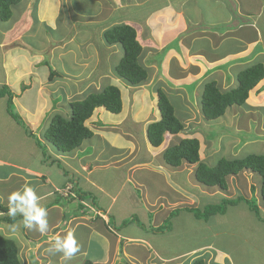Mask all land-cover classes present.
I'll return each instance as SVG.
<instances>
[{"label": "crops", "instance_id": "1", "mask_svg": "<svg viewBox=\"0 0 264 264\" xmlns=\"http://www.w3.org/2000/svg\"><path fill=\"white\" fill-rule=\"evenodd\" d=\"M96 2L98 10L83 18H90L87 21L96 26L100 39L92 34L88 36L89 32L79 36L81 31L76 28L70 32L80 22V14L74 13L72 26H68L65 34H57L63 0H26L25 6L19 3L14 7L9 20L5 23L0 20V92L9 89L0 95V203L7 206L9 193L29 185L47 210L49 223L47 232L41 234L19 224L22 222L19 214L14 223L4 221L8 211L0 209V233L17 237L21 264L76 261L80 264L88 261L91 264H193L201 257L207 264H234L232 253L219 243L225 228L218 227L217 221L212 222L213 216L195 224L194 213L185 210L192 224L179 234L176 243L166 240L173 234L172 227L156 233L136 230L124 233L117 225L130 216H137L139 221L143 218V224H149L154 216L152 226L158 228L179 207L202 208L212 203H206L209 197L234 198L238 191L247 197L252 185H256L255 172L243 170L228 178L227 189L207 186L195 177L197 164L185 162L179 167L172 166L166 162L164 153L185 137L200 140L201 159L205 162L220 153L225 154L223 157L242 153L243 142L227 131V126L221 124L224 130L220 129L216 138L211 135L213 123L220 119L237 132H256L257 138L253 141L264 144V95L261 99L257 97L264 94V78L250 91L244 105L229 107L231 120L224 115L214 121L206 120L202 92L199 97L200 87L203 91L207 82L215 80L223 90L230 89L237 85L242 68L257 62L264 64L259 61L264 58V0ZM110 9L115 12L112 16L108 13ZM206 11L215 12L217 17L207 16ZM34 14L48 30L40 46L31 39L37 19ZM122 23L137 28L143 44L141 61L150 69L147 84L128 85L115 74V66L112 69L109 64L110 53L117 49L105 40L104 31ZM102 54L106 56L107 66L102 63ZM156 54L158 60L153 58ZM100 66L107 70H99ZM171 83L174 87L169 86ZM107 84L120 87L122 112L115 114L104 107L97 108L87 122L94 136L68 153H60L46 143L48 156L45 157L35 139L8 109L10 93L12 107L22 123L39 137L38 132L43 125L46 128L55 113L70 116L71 101ZM159 88L166 92L185 127L176 135L166 134L163 143L154 146L147 129L162 116L158 106ZM255 106L262 115L255 114ZM39 138L45 142L42 135ZM78 186L91 193L101 208L92 207L88 197L82 200L88 207L80 209V198L72 200L74 191L72 196L68 195ZM255 195L261 206L257 185ZM111 216L114 226L109 224ZM9 225L17 226L14 235L10 236ZM67 231H73L80 250L65 261L61 253L50 252L49 248L55 236H63ZM196 234L200 237L194 238ZM204 236L207 240L201 241L205 240ZM213 236L214 242L210 239ZM210 258L219 262H212Z\"/></svg>", "mask_w": 264, "mask_h": 264}, {"label": "trees", "instance_id": "2", "mask_svg": "<svg viewBox=\"0 0 264 264\" xmlns=\"http://www.w3.org/2000/svg\"><path fill=\"white\" fill-rule=\"evenodd\" d=\"M22 0H0V20L7 21L12 17L13 9ZM105 40L109 44H119L123 47V56L115 66V74L128 85L139 86L144 84L149 78V70L142 63L141 56L143 44L139 39L137 28L130 23L116 24L104 31ZM264 78V64L257 62L244 68L238 75L236 86L223 90L215 80H211L204 85L201 102L202 111L206 120L214 121L222 117L227 109L233 105H244L249 97V92L256 87ZM9 91L5 88L0 92L4 95ZM12 94L9 93L8 109L18 123L26 129L28 135L32 136L36 144L42 149L45 157L48 156L47 142H43L32 130L22 123L19 114L14 110ZM158 106L161 111V119L153 121L148 125L147 135L154 146L163 143L165 135H176L181 132L185 125L177 116L174 105L166 92L158 89ZM99 107L119 114L123 110L122 92L119 86L107 84L100 90L92 91L83 98L71 101V113L68 118L61 113H55L46 125V133L42 136L52 144L60 153H68L79 148L83 142L94 136V131L87 125V120ZM164 158L168 164L179 167L183 163L197 164L195 169L196 179L207 186H218L221 189L228 188V178L231 175L240 173L243 170H251L261 177L260 194L264 207V153H249L237 157H220L213 165L201 159L200 140L197 137L180 138L177 143L170 145ZM74 191L73 199H79V208L84 210L88 206L82 200L90 197L92 207L100 209L97 199L79 188L72 189L68 195ZM251 198L238 196L236 198L224 197L220 203H211L201 207H179L175 209L169 220L156 228V232L166 231L172 227L170 219L181 210L194 213L196 218L209 220L212 215L224 214L227 206L237 205L240 202L248 204L249 209L264 222V211L255 195V187L252 185ZM85 207V208H84ZM84 208V209H83ZM0 209L8 211L7 206L0 203ZM77 213H80L78 211ZM4 221L14 223L16 218L5 216ZM138 222L137 216H131L123 221V224ZM111 223V224H110ZM109 224L114 226V218L111 216ZM20 247L15 238L0 233V264H21L19 258ZM91 264V262H86ZM193 264H207L204 258H197Z\"/></svg>", "mask_w": 264, "mask_h": 264}, {"label": "rangeland", "instance_id": "3", "mask_svg": "<svg viewBox=\"0 0 264 264\" xmlns=\"http://www.w3.org/2000/svg\"><path fill=\"white\" fill-rule=\"evenodd\" d=\"M63 3L64 4L62 5L61 11H60L61 17H60V21H59L57 34H62V33L65 34L68 30V26L69 27L72 26L74 21L71 20V15L74 13V14H78V15L80 14V17H79L80 22L77 23L76 27L71 28L70 32H74V30L77 29V30L81 31L79 33V36H85L86 32H89L88 36L90 34H92L93 36H96L98 39H100V35H99V37H98V35H96L98 33L96 26L92 25L89 21H87L90 18H88L87 20L85 18H83V16H85V15L90 16L91 14H94L98 10L99 3L96 2V0H63ZM25 5H26V0H22L20 2V6H25ZM18 8H16L14 10V12H16V10ZM218 9H221V6H220V8L218 7ZM103 12H106V10H104ZM206 12L208 14L207 16H210L213 19L217 17V14L215 12H212V11H210V12L206 11ZM108 13L111 16L113 13L115 14V12L112 13V9H110V11H108ZM108 13H107V15H108ZM34 17H35V19L37 18L36 14H34ZM3 22L5 23V21H3ZM87 27L90 28V31H85V28H87ZM47 32H48V30L45 27V25L40 24V22H38V18H37L34 21V30H33V34L31 35V39L35 43L36 46L41 45L42 39L45 41V38H47ZM115 45L116 46L114 49H117V50L115 52H111L110 58H109L110 59L109 64L111 65L112 69L114 66L118 65V63L120 62V60L123 56V53H124L123 47L121 45H119V44H115ZM170 45L176 47L177 43H174V44L171 43ZM260 48L261 47H259V49ZM162 55L163 54L160 55V58ZM101 57H102V60L104 61L102 63L104 64V66H107L106 65L107 64L106 63V56L104 54H102ZM158 57H159L158 54L153 56V58L156 60H158ZM259 61H264V58H259ZM102 69L104 71L107 70L106 67L100 66L99 70H102ZM241 70H243V68ZM144 84H147V83L145 82ZM169 86L174 87L172 85V83ZM201 88L202 87H200V89H199L200 90L199 91V97H200L201 92H202ZM263 95L264 94H260L257 97L259 99H261V97ZM249 96H250V92H249ZM257 97H256V101H258ZM172 99H176V97H174L172 95ZM229 109L230 108L227 109V112H226V114H224V117H227L229 120H231ZM254 111H255V114L257 116L262 115V113H263L262 111H260V108H258V106L254 107ZM62 113H65V112H62ZM63 115L66 118L69 117V116H67V114H63ZM179 117H181V116L179 115ZM89 119L87 120V122L89 121ZM220 121H221V119H220ZM220 121H216L215 123H213V127H211V135L214 138L217 137L220 129L222 131L224 130L223 126H227L225 129L229 132L231 131V133L234 136H236L237 138H240L241 143L243 142L242 143L243 148H241L242 153H239L236 155H230L229 154L228 156H226V158L243 156V155L248 154V153H264V144L256 143V141L255 142L253 141V140H256V138H257L256 132L252 131L253 133H251L248 130H243V131L237 132L234 130V127L225 125L226 122H223V121L220 122ZM221 124H223V126H221ZM131 125H133V124L131 123ZM251 126H253V123H251ZM255 130H256V128L254 127V131ZM38 133H39V137H41V135L43 136L46 133L45 125H43V127L40 129V131ZM43 140H45V139L43 138ZM251 141H253V142H251ZM45 142L52 145L48 141H45ZM244 143L246 144L245 146H244ZM223 156H225V154H223V153H220L218 155H214V157H212L210 160H208L207 163L210 165H213L217 162V160L220 157H223ZM229 177H232V176H229ZM229 180H230V178H229ZM255 184L257 185V188L260 191L261 177L257 173H255ZM199 186H201V185H199ZM234 187L237 188L236 183H234ZM234 187H232V189ZM248 192H249V190H248ZM233 193H235V192H233ZM250 193L252 196L251 190H250ZM250 193H248L247 197H245L244 192L238 191L236 196L238 197L241 195V196H244L245 198H249ZM233 195H235V194H233ZM227 196H230V194L228 192H227ZM251 196H250V198H251ZM234 198H236V197H234ZM207 199H209V201H206V203L212 202V203L218 204V203H220L222 198L217 199L214 197H209ZM261 209H262V211H264L263 204H261ZM262 215L264 217L263 213H262ZM175 216H174L176 218L175 220L173 219V217L170 219V222H172V223L176 222V223H175V225H172V228H173L172 236H170L166 239L169 243L170 242L176 243V241H178L180 238L179 234H182V232L188 226H190L192 224V220L187 217L185 210H181ZM212 216H213V219L211 218L212 222L217 221V222H219L218 227L223 226V228H225V230L220 234L219 243L224 248L229 250L230 253H232L233 258L235 259L234 264H264V222L262 220H260L253 212H251V210L248 207V204H246L245 202H240L237 205H229V206H227L224 214L219 213V214L212 215ZM130 217H128V218H130ZM128 218H126V219H128ZM150 219L152 222L149 224H151V225L143 224L144 220H143V218H140V221L142 222L143 226L138 224V222H131L129 224L128 223L123 224V221H124L123 220L120 225H117V229H119L120 231H122L124 233L128 232V231L134 232V230L139 231V233H141L142 231H150V232L156 233V228H154L152 226L155 217L152 216ZM193 221L195 224H198L199 222L204 221V219H201V218L197 219L194 216ZM21 223L22 222H20L19 224H21ZM137 225L139 226L138 228L135 227ZM189 230H190V228H189ZM194 232H196V231H194ZM199 237H200L199 234H196L194 236V238H199ZM15 238L17 239V237H15ZM203 239H205V240H201V241H206L207 240L206 236H204ZM210 239L213 242L215 241L214 236H213V238H210ZM210 259H212V262H215L214 260H216L217 263L219 262L217 259H214V258H210ZM57 264H60V262H57ZM65 264H80V262H78V261L72 262V263L67 262ZM222 264H224V263H222Z\"/></svg>", "mask_w": 264, "mask_h": 264}, {"label": "clouds", "instance_id": "4", "mask_svg": "<svg viewBox=\"0 0 264 264\" xmlns=\"http://www.w3.org/2000/svg\"><path fill=\"white\" fill-rule=\"evenodd\" d=\"M7 201L10 217L15 218L19 214L25 228L38 231L41 234L47 232L49 227L47 210L41 206L40 197L33 187L25 185L12 191L9 193ZM8 227L10 236L17 232L16 225H9ZM79 250L80 247L73 231H67L63 236H55L49 248L50 252L61 253L62 259L65 261L71 260Z\"/></svg>", "mask_w": 264, "mask_h": 264}]
</instances>
